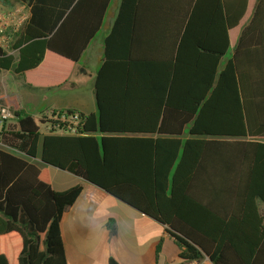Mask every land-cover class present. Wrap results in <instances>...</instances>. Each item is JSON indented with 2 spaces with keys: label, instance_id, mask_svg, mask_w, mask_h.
Masks as SVG:
<instances>
[{
  "label": "trees",
  "instance_id": "16d2710c",
  "mask_svg": "<svg viewBox=\"0 0 264 264\" xmlns=\"http://www.w3.org/2000/svg\"><path fill=\"white\" fill-rule=\"evenodd\" d=\"M111 1L15 0L29 18L15 53L0 49V73L34 89L65 86ZM142 1L120 0L104 38L96 112L53 109L79 116L77 136L43 132L46 119L23 109L1 123L0 264H67L60 220L82 187L55 192L48 167L165 226L183 263L264 264V0H212L213 48L196 34L201 0L187 3L182 36L177 24L157 25L154 43ZM247 16L220 69L229 31Z\"/></svg>",
  "mask_w": 264,
  "mask_h": 264
},
{
  "label": "crops",
  "instance_id": "0c3cea01",
  "mask_svg": "<svg viewBox=\"0 0 264 264\" xmlns=\"http://www.w3.org/2000/svg\"><path fill=\"white\" fill-rule=\"evenodd\" d=\"M119 2L120 0L117 1L116 7L112 12L106 36L117 14ZM188 2L189 0H177L176 4V0H143L139 12L140 24L155 25L153 29H147V40L150 43L160 42L161 32L155 28L160 26L159 29H162L165 25L172 24L178 25V31L182 36V26L185 29L187 25L186 5ZM254 2L255 0H250V8L253 7ZM13 7L0 5V9L3 11L11 10ZM215 13L216 10L213 12L212 0H201L194 19L196 34L208 42L212 48L216 46L218 34L217 20L213 19L215 18ZM249 14L250 12L248 16ZM248 16L238 28L229 31L230 47L221 60L220 69L232 56L240 32L247 21H249ZM177 18L178 22L176 21ZM103 41L101 55L103 53ZM168 41V38H165L161 42L167 43ZM90 46L91 43L87 49ZM78 69L79 66L77 64L74 66L72 74L76 73ZM9 72H1L0 76ZM78 74L77 72V76ZM85 74L88 76V72H85ZM67 84L56 89H35L38 92H42L35 93V96L47 101L41 111L28 112L27 108L22 106L15 95L14 97L17 98L16 102L11 101L9 96L6 95H0V102H4L5 106L11 107L12 110L23 109L29 114H33L35 118H40L43 114L45 115L53 109H76L89 114L78 108L61 106L51 102V99L57 96L56 92H64L75 86L70 79ZM34 161L40 163L39 160ZM48 172L51 188L55 192H63L74 186L82 187V192L78 199L65 210L60 220V234L67 264H108V259L111 257H114L119 264H212L206 257L199 263L181 262L179 259L180 249L165 226L68 172L52 167H48ZM171 241L175 245L173 253L168 250L167 246L172 245Z\"/></svg>",
  "mask_w": 264,
  "mask_h": 264
},
{
  "label": "rangeland",
  "instance_id": "374dc122",
  "mask_svg": "<svg viewBox=\"0 0 264 264\" xmlns=\"http://www.w3.org/2000/svg\"><path fill=\"white\" fill-rule=\"evenodd\" d=\"M117 1L118 0H112L110 3L100 31L91 42L89 49H87L81 56L78 62V71L73 73L72 77L70 78L71 83L75 86L65 90L64 92H56L57 96H54V99H51V102L61 106L78 108L87 113L96 112L93 83L98 66L101 62L102 41L109 29L112 12L116 7ZM16 3L18 4V2H15V0H0V5L10 8L13 6L15 7L17 5ZM77 72L79 73L78 76ZM85 72H88V76L85 74ZM35 93L42 92L27 88L23 83L21 75L15 74L13 71L0 76V95L9 96L13 102L17 101V98H15L14 95L17 96L22 106H25L27 111L30 113L35 110L41 111L44 108L43 106L47 104V101L36 97ZM4 106L5 103L0 102V110ZM36 119L39 118L36 117ZM171 244L172 245L167 246L168 250L173 253L175 250V245L172 241Z\"/></svg>",
  "mask_w": 264,
  "mask_h": 264
},
{
  "label": "built area",
  "instance_id": "2783aa9c",
  "mask_svg": "<svg viewBox=\"0 0 264 264\" xmlns=\"http://www.w3.org/2000/svg\"><path fill=\"white\" fill-rule=\"evenodd\" d=\"M29 10L28 5L25 3L17 4L8 11L0 9V49L7 54L15 53V51L11 49L12 41L14 35L26 24L29 18ZM13 118L11 107L4 106L1 108L0 123L3 121H10ZM39 119H46V123L42 125L43 132H51L55 135H78L76 127L80 119L76 114L62 115L60 113H54L53 110H51Z\"/></svg>",
  "mask_w": 264,
  "mask_h": 264
},
{
  "label": "water",
  "instance_id": "95a60500",
  "mask_svg": "<svg viewBox=\"0 0 264 264\" xmlns=\"http://www.w3.org/2000/svg\"><path fill=\"white\" fill-rule=\"evenodd\" d=\"M113 197V196H112ZM116 199V198H115ZM121 202V201H120ZM123 203V202H122Z\"/></svg>",
  "mask_w": 264,
  "mask_h": 264
}]
</instances>
